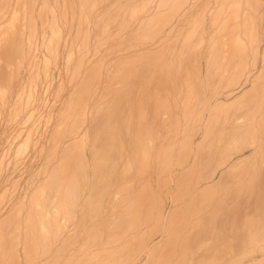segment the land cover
<instances>
[{"label": "rangeland", "instance_id": "obj_1", "mask_svg": "<svg viewBox=\"0 0 264 264\" xmlns=\"http://www.w3.org/2000/svg\"><path fill=\"white\" fill-rule=\"evenodd\" d=\"M86 1L87 0H79V1L78 0H0V264H47V262L49 264H78L77 263L78 261L77 252L80 246H81L80 250L83 249L82 251H84V255L87 253L89 254L88 249L96 247L95 242H97L98 238H99V241L97 242V247H99V250H98L99 254H97L98 253L97 251L96 253L97 256L102 255L100 254L102 250H103L102 253L105 254L107 252L105 248L106 249L110 248V250L112 249L111 251L114 250L113 252L119 249L117 252L121 253V257H122L121 260H123L125 264H139L137 263L139 261L137 260L138 254L139 255L141 254L139 250H141L142 246L147 243H149L150 248L146 252L143 251L144 252L143 262H145V264H149V263L155 264V262L156 264L174 263L173 260L175 259L171 257H173L172 255H173L174 247L176 246L175 241L177 240H178L177 242L179 245L177 244L175 248L179 246L181 250H183V252L180 250L181 253L179 252V256H180L179 258H181L182 260L184 259L185 261V258H186L185 251L186 250L189 251V254L187 255V258L189 257V261H187L188 260L187 258H186L187 263L183 261V263H186V264H189L188 262L190 263L193 262L192 264H208L210 262L209 264H212L215 259L218 260L221 257L222 258L229 257L230 259L228 260L234 261L235 258L241 257L244 253H248L252 251H255L254 257H257V261L253 264H264V240H263L264 236L261 235L262 234L261 230H263V234H264V226H263L264 210H262V208H257L258 205L256 203H254L253 208L250 210L248 208H244L243 204H242V207H243L242 208L241 202H239V200L242 199V197L239 196L240 193L238 190H236V188L239 189V184L243 185L242 188H244L248 183L249 185H251L255 178H259L258 185H260L259 187L261 189H264V53H263V50H264V34H263L264 33V0H243V1L241 0L240 3H241L242 8L237 13H235L236 12L235 8L239 0H199V1L198 0H183V1L182 0H175V1L174 0H150V8L151 7L155 8L158 5H160L162 9V7L164 6V3L166 4L167 8L169 7V10L166 9V11L164 12L161 10L158 11L156 9L155 11V9H152L154 10V12L152 13V10H151L150 14L147 16L148 18L150 17V19L146 17L149 11L147 10L143 12L142 17H145V20L143 19L144 23L146 21L150 22V20H152L153 18H157L160 21L161 20L163 21V19H166V22H167L166 23L167 28L165 26L166 31H164L163 29L162 30L160 29L159 32L151 36L139 35L138 33H135L136 35L133 36L134 33L133 32L131 33V31L134 30L133 25L137 27V28L134 27L135 32H137V30L140 28V25L135 23L134 21L135 18L131 19L132 24H130L131 22L127 24L126 21L122 19L121 28H120V31L118 32L119 34L114 32V28L116 27L115 25L120 20L119 13L117 15L116 11L115 12L113 11L110 13V15H107L106 18H105V14L107 12L109 13V10H111L110 6L114 7V5H117V3L119 2L118 0H110V1L105 0V2L104 0H100V2L98 0H95L96 4L98 3H101V4L96 5L94 1L93 6H96L94 8L98 9L99 5H103V4L104 5L102 7L100 6L101 7L100 9H102L101 13L98 9L96 13H93L91 15L90 14L88 15V13H91V10H89V8L87 9ZM101 1L103 2V4ZM107 1L109 2V4ZM123 1L124 0H122L121 2L122 3L121 7L122 6L125 7L124 6L125 1L124 2ZM154 1L155 2L160 1V2L154 3ZM169 1L171 3H169ZM201 2L202 4H200ZM260 2H262L261 5L263 4L261 7H259ZM173 4H175V7L177 8V12L171 11L172 10L171 7L174 6ZM73 9L75 10V12ZM258 9L260 11H258ZM194 12L195 13L197 12V13L195 14ZM255 12L258 13V15H256ZM193 13H194V16L192 15ZM253 13H254V17H253ZM96 14H98L97 17H96ZM235 15L237 16V18ZM90 16L91 17L95 16V17L90 19L91 18ZM185 16H187V18ZM250 16L253 17V19H251ZM261 16H262V20H261ZM115 17H117L118 19ZM191 17L193 18L191 19ZM183 18H185L186 20L184 21ZM93 19L95 20L94 25H92L93 22L91 23V20L93 21ZM101 19L103 23H106L107 21L106 27H105V24L104 26H102L103 24L100 22ZM174 19H176V21H174ZM111 20L112 21L114 20L113 22L114 24L112 23V26H111V22H112ZM116 20L117 22H115ZM181 20L185 22V23L183 22L185 25L181 24ZM187 21L188 22L190 21V22L188 23ZM109 22H110V25H109ZM171 22H174L176 26H174V24H172ZM60 23H62V25ZM168 23L170 25L172 24L171 27ZM254 23L256 27L254 26ZM178 25L180 26L178 27ZM253 26H254V29H253ZM29 27H30V30H29ZM81 28L84 31H81L80 30ZM103 28L104 29L108 28V34H106V37H104V39H101L100 41H98L97 35L103 30ZM111 28H112V31H111ZM169 28L170 30L167 32ZM235 28H236V31H235ZM127 29H128V32L130 31V33H127ZM193 29L194 30L196 29L195 32ZM97 30L99 32H97ZM78 31H79V35H78ZM121 33L122 35H120ZM126 34H128L127 35L128 38H126ZM165 34L167 36H164ZM158 35L161 38H159ZM250 35L251 37L249 38ZM244 36L247 37L248 44L245 47H242V45L239 43V40H241ZM82 38L85 39L84 43H83ZM157 38L160 40L158 41ZM177 38L181 39L182 41ZM185 38L187 39L190 38V39L187 41V39ZM86 39H88V42L86 41ZM252 39H253V42H252ZM94 40L95 42H93ZM119 40L120 41L124 40V42L122 43ZM251 42L254 43V45ZM176 43H178V45ZM237 44L240 46H237ZM139 45L141 46L139 47ZM201 46L203 47L201 48ZM247 46L248 48H246ZM253 46L258 47V50H260L259 55L258 53H256V50ZM135 47L137 49H135ZM99 48H101V51ZM249 48H250V51H249ZM138 49L142 51H138ZM251 49H254V52ZM133 51L134 52L136 51L135 52L136 55L132 54L134 53ZM172 51L174 52L170 53ZM191 51L192 53L194 52L192 55H190ZM139 53H142V54L139 55ZM196 53H197V57H196ZM165 54H167V56H165ZM95 55H97V57L99 56L98 58L97 57L95 58V60L97 59L96 61L93 58ZM182 55H183V59H181ZM104 56H107V60H109L108 66L110 68L108 69V71L110 70L109 72L110 73L112 72L111 73L112 78L113 76L114 77L117 76L114 72V68L115 70L117 69L123 70V68H127L129 70L130 68L131 69L133 68L132 66H135V67L144 66V71H143L142 79L140 83L137 84L136 86L137 88L136 87H134V89L132 87L129 88L131 92L129 91V89L127 92H118L119 89L118 87H116V85L119 84L117 83L118 76L112 79L110 92H104L112 100V105L110 106V109L107 108V112L106 110L104 111L102 110V111L104 113H108V114L110 113L109 116H111V119L109 122V125H110L109 130H111V132L114 133L116 137L112 136L113 137L112 140L114 141H111L112 147L109 146L110 150L107 149V152H105L106 150L104 152L102 150L103 153H101L100 150H99L100 153L96 152L98 153L99 156L102 157V160H100L101 158L100 159L97 158V154L95 155V157H93L94 155H92L91 151L89 150L91 146H89L90 148L88 146L86 147L85 149L86 152L85 151L83 152L84 157L82 156V159H81V161L82 160L86 161L87 162L86 164H88V166H91L92 161L95 162L96 161L95 159H97V161L94 163V169H96L94 172L95 173L97 172L95 174L96 176L94 175V172L91 173V171L93 170H91L88 174H86V176L88 175L87 176L88 178H89V175L91 174L90 179L92 178L91 180L93 182L94 180L96 181L97 178L99 177H100V180H108L111 177V180L110 179L109 180L111 181L112 184L115 183L114 189L112 191L114 190L118 191V189L121 187L122 189H119V190H123L125 188L128 189V190L125 189L126 193L122 196L121 201H119L121 203L118 202L119 206L123 204L122 207L121 206L120 207L111 206L113 210L116 208L115 211L119 209V212L122 213V215L120 218L118 217L119 219L118 218H115L116 220L114 219L117 222V224L113 219H109L107 224H105L106 221L103 220L101 223H99L100 225H98V229L97 228H96L97 230L94 229L93 233H91L92 235H88L89 237L85 235V236H81L80 238L78 237V197H77L78 195L76 196L75 194L76 202L74 205L72 204V201L69 202L70 195L68 192L69 186L67 185V181H69L68 178H70V172L73 171L72 165H74V160H73L75 159L74 154L78 158V154H76L78 151L77 150L78 142L82 141L81 138L85 134L84 130L88 131L91 129L90 127L91 119L88 120V118L93 116L94 114L93 110L95 106H93L94 104L93 102V104H91V106L88 107L87 111L89 110L90 112H86V114L88 113V115L84 116L85 119L84 118L83 119L85 121H83V123L81 122L80 124L81 126L79 125L78 127V113H77L78 112L77 110L78 108V104H77L78 102V83L77 81L78 80L75 81V79L78 77L77 76L78 71L77 73L75 71L79 68V65L81 64V62L84 61V57H87L85 59L86 63L90 64L93 61V63L97 64V63H100L103 58L106 59V57ZM118 57L121 59H119ZM129 57L130 59H128ZM91 59L92 61H90ZM144 60H145V63H144ZM192 60H196V61H192ZM128 61L130 62L132 61V62L130 63ZM182 62H183V65H182ZM110 63L112 64V68H111ZM117 64H119V67H116L118 66ZM127 65H129V67ZM190 67H192V69ZM106 72H107V69H106ZM74 74L77 76L76 78L72 77V76H75ZM148 74L151 77L148 76ZM143 75L144 76L147 75V77L145 76L144 78ZM194 75L196 76V78ZM154 78L156 79L154 80ZM144 79H145V83H144ZM143 83L145 84L144 86H143ZM147 84H149L150 86H147ZM120 85L121 83L118 86ZM166 85H168V87ZM138 86L139 87L142 86L140 90ZM144 87H145L146 92L144 90ZM165 88H167L168 90ZM183 88L185 90H183ZM154 89L155 90L157 89V90L154 91ZM150 90L152 91L150 92ZM99 93H102V92H99ZM99 93L96 92V94L95 93L94 94L100 96L101 94L99 95ZM109 93L111 97L109 96ZM95 97L97 99V96ZM112 97L113 99L114 98L115 99L113 100ZM116 100L117 102L118 101L119 102L117 103ZM63 101H64V104H63ZM139 101H140V104L138 103ZM70 103H71V106H70ZM133 104L136 106H134ZM95 112H101V111L96 110ZM139 112H141V114ZM127 113L129 114V117ZM62 114L64 115V117ZM89 114H90V117H89ZM73 117L74 119H76L75 120L76 122L75 121L71 122L72 120H74ZM132 117H133V121H132ZM104 120H107V118L105 119L104 117L103 121ZM92 121L94 123L96 122L95 119H93ZM117 123L119 127H117L118 126ZM126 125L127 127L129 125L130 129L128 127V130H126L127 129ZM65 129H66V133L64 132ZM79 130H80L81 135H80V140L78 141V131ZM129 131H134V132L132 133ZM117 133L119 135H117ZM135 133L136 134L138 133L137 137H139L138 138L139 140L138 139L135 140V138H137L134 135ZM130 134L131 135L133 134L132 139H130L131 138ZM139 135L143 139H140ZM147 136L149 137V139ZM123 139H125V141ZM131 140L132 142H134V140L135 142L137 140L141 142L142 140V143L141 144L140 143L138 144V142L131 143ZM123 141L125 143L130 142L129 143L130 145L134 144L136 146L135 147L133 145L132 147L130 146L131 149L128 147L124 148L125 143L123 144L121 143ZM114 142H117V145H119V147H117L116 143ZM174 142L176 144H174ZM96 143L98 144L99 142H93V144H96ZM89 144L92 145V142ZM176 147L177 149L175 150ZM119 148H121V150ZM160 148L162 149V151ZM126 149L132 150V152L129 150L126 151ZM114 150H117L116 153ZM124 150L126 151L127 154L124 152ZM242 150L244 151L243 154H241ZM73 152L75 153L71 155L70 153H73ZM111 152L112 154H115V155L117 154V155L113 156ZM140 152L142 154L141 157H139ZM62 153L64 154V156ZM130 153L132 154L129 155ZM66 154L67 156H65ZM111 155L113 157H111ZM128 155L130 158H128ZM118 156H120L121 161L119 160ZM105 157L107 158L105 159ZM143 157L145 159V162H144ZM228 157L229 159H232V163L234 165H232V163L230 164L231 160L229 161ZM77 158L75 160L76 162L78 161ZM123 158L124 160H122ZM125 158H126V161H125ZM131 158H134L133 159L134 163L132 160H130ZM108 160L112 162L111 165L110 166L104 165L103 163L104 162L106 163ZM239 160L240 162L236 164L235 162L236 161L238 162ZM65 162H66V165H65ZM97 163L98 165L99 163L103 164L102 170H100L101 165L98 166ZM131 163L132 165L134 164L133 165L134 167H137V166L138 167L134 168L133 166H131ZM60 164L62 167L60 166ZM75 165H74V169L76 171H74V173L71 172L72 173L71 177L72 178L77 177L78 179V175H77L78 174V162ZM128 165H130L132 169ZM142 165L143 167H141ZM235 165L236 167H234ZM58 166L62 168L63 171H61V169ZM71 166L72 168H70ZM112 166L113 168L116 167L118 170L124 168L125 173H128V174L123 175L124 173L122 174V170L118 171L116 170V168L112 169ZM127 166L130 168L131 172L132 170L134 171L132 173H130V171L126 172V169L129 170ZM108 169L110 172L113 171L112 172L113 174L112 173L110 174ZM104 170H105V174H109V175H105ZM224 170H225V173H224ZM101 171H103V173ZM114 171L116 174L120 172L118 174V177L120 178L119 181L121 183L120 187L116 183L118 182L119 184V181H117L118 178L116 177ZM226 171L228 175L226 174ZM252 172H255L256 175H254V173L252 174ZM100 173H102V177L100 176ZM131 174L133 175V177ZM134 174L136 176H134ZM81 175L85 176V174H82V173ZM206 175L211 177V178L207 177L208 178L207 180H209L210 182H208V184L207 183L205 184V189L202 190L203 192L196 193V194L194 193L192 197L193 192H189L188 188L192 189V187H195L198 184L205 182ZM192 176L194 177L193 181H192ZM202 176L203 178L205 177V179H203ZM228 176H230L231 179ZM58 177L60 179H57ZM200 177L202 181H199ZM167 178L169 179L168 181H167ZM112 179H115V180L112 181ZM227 179L230 182H228ZM238 179H239V183H238ZM198 181L200 183H198ZM47 182L49 186L52 183L51 184L52 187L50 186L49 188V186L47 185ZM181 182L183 185L181 184ZM231 182H232V185H231ZM122 183L124 184L122 185ZM193 183L195 184V186H193ZM179 185L181 188V192H180ZM187 185H189V187H187ZM77 186H78V183H77ZM211 186L213 189H211ZM207 187L211 189V191L207 189ZM225 187H229V191L227 188H226L227 190L226 191ZM97 188L99 192L101 189V186L97 185ZM57 189L59 192H57ZM77 192L78 191H76V193ZM47 193L50 195H48ZM51 193H52V197H51ZM113 193H114V196L116 197H119L122 195V193L120 192L119 193L117 192V194H115L116 192H113ZM254 193L255 191L253 192V194ZM64 194L66 195L64 196ZM67 194L69 195V198L67 197L68 196ZM199 194L201 195L198 197ZM49 196L51 197L50 199H49ZM203 196L205 197L203 198ZM228 196L232 198V200L230 199L229 204H228L229 202ZM238 196L240 197V199L236 200V198L238 199ZM191 198H194V199H191ZM202 198H203V201H202ZM123 199H124V203H123ZM138 201L139 203H137ZM181 201H182V205H181ZM45 202L46 204H44ZM68 202L70 203L69 207L67 206ZM235 202H237L238 205L240 203L239 205V207H241L240 211L238 210L237 203ZM149 203H150V206H149ZM55 204L57 205L55 206ZM125 204L128 206V211L126 210V212L124 213V215L125 214L127 215V212H128L127 219H126V216L123 215L124 210L122 209L120 211V208H124V207L127 208ZM147 204L149 206V209L147 207ZM205 204H207V206ZM223 204L226 206H224ZM58 205L59 207H57ZM75 205L77 206L75 207ZM198 205H201V206H198ZM64 206L66 210H64L65 209L63 208ZM66 206L68 207V209ZM111 207L107 208L109 212H110ZM131 207L133 210L129 209ZM200 207H202L201 211H200ZM75 208L77 209V211ZM112 208H111V211H112ZM226 208H228L229 210ZM73 209L75 210L73 211ZM176 209L178 211H176ZM211 209L213 213L212 211H210ZM260 209L262 211L260 213L261 216L259 214ZM158 210L160 211L163 210V212L165 213V216L164 214H161V213L159 214ZM186 210L188 211L186 212ZM197 210H199L200 212ZM247 210H249V212ZM255 210H257L258 212H256ZM65 211H66V214H65ZM67 211H71V213ZM196 211L198 214H196ZM239 212H241V216L243 217H238V215H240ZM68 213L70 215L72 214L70 216V219H68L69 218ZM230 213H231V216H230ZM247 213H249V215H247ZM134 214L136 215L135 217H134ZM138 214H140V216ZM235 214H237V217H238L236 218V221L239 219L238 221H241L240 222L241 224L234 220V218L236 217ZM66 215L68 217L67 219L65 217ZM130 216L131 217L133 216L135 219L138 216L137 218L140 224L138 223L137 220L131 219ZM161 216H164L163 217L164 221L161 218ZM180 216H182V218ZM249 216L251 217L250 219H249ZM227 217H232V218L228 219ZM194 218H198V219H195L197 221H195ZM244 218H247V220ZM21 219H22V222H21ZM128 219L131 221V223L136 222L135 224L137 225V229H135L136 225L134 223L131 225L129 221H126L127 222L126 224L125 220H128ZM185 219L188 221L186 222ZM248 219H249V222H248ZM58 220H59V223H58ZM234 221L235 223H233ZM242 222H243V228L245 227L244 230L242 228ZM247 222L248 224L250 223L249 228L247 226L248 225ZM232 223L234 224V227ZM64 224L67 226H65ZM111 224L116 227L118 226L117 229L119 230H122L121 227L123 228L124 225L126 226V229L125 228L123 229V233L122 232L119 233V237L121 234V237L123 238L122 239L119 238L118 243L117 241L116 243L111 241L112 237L118 236V233L116 232H119V230L115 231L116 230L115 227L114 226L112 227ZM103 225L105 226V228H107V230L106 229L104 230L107 231L106 233L107 234L109 233L110 236L105 234V231L100 228V227H103ZM131 226H133L134 228ZM182 226H183V229H182ZM246 226H247V229L248 230L250 229L251 231L249 230L248 232V230L246 229ZM109 227L110 229H108ZM190 227L191 228L193 227L195 231H193V228L191 229ZM99 228H100L101 233H99ZM111 228L115 230H111ZM185 228H186V232H184ZM181 229L184 231H182ZM234 229H237V230L235 231ZM238 229L240 230L238 231ZM61 230L63 232L60 234L59 232H61ZM109 230H111V232H109ZM226 230L228 231L226 232ZM230 230H231L230 232L231 235H229L228 233ZM252 230L254 231L252 232ZM124 231H127V232H124ZM175 231L177 232L178 239H175L177 237L174 238V236H176ZM181 231L184 233V234L182 233L183 235H185L188 232V234H186V237L184 236L186 239L182 235L181 237H179L180 235L179 233H181ZM114 232L116 233V236ZM247 232L249 233V235ZM110 233H113V235H111ZM98 234L103 235V236L100 237ZM256 234H258L256 236L257 243H256V238H255ZM93 235L96 237H94ZM105 235L107 236V238ZM124 235L128 237L126 238V236ZM131 235L133 237L135 236L134 239L133 237L131 239ZM233 235H235V237ZM246 235L250 237L251 239H248ZM188 236H189V240L187 243L186 240L188 239L187 238ZM242 237L246 241V245ZM260 237L263 240V242L261 239H259ZM129 238H130V241H128ZM42 239L44 242H42ZM74 239L76 240L75 241L76 243H74ZM109 239H110V242H107V247L105 245V247L103 248L102 246H104L103 245L104 242L109 241ZM184 239L186 243L184 242ZM77 240L80 246L77 243ZM81 240L84 241L83 245H81L80 243L82 242ZM142 240L144 241L143 244H142ZM85 241L87 242L85 243ZM70 242L73 244L71 245ZM126 242H127V246L124 245L126 244ZM94 243L95 245H93ZM241 243H243L244 246ZM65 244H66V247H64ZM110 244H112V246ZM118 244H119V247L118 248L117 246L115 247V245H118ZM128 244H130V246H128ZM136 244H138L137 247H136ZM249 244H251V246ZM84 246L85 247L87 246V247L85 248ZM246 246L248 248H246V250H243V248L245 249ZM63 247L64 249L66 248V250H64ZM71 247H72V250H71ZM121 247H123V249H121ZM138 247H140V249ZM183 247L185 250L183 249ZM251 247L253 248V250L251 249ZM254 248L256 250H254ZM230 249H231V253H230ZM221 252H223V254H226V255L221 254ZM72 253H74L73 254L74 256L72 255ZM216 253H217L218 258L217 257L215 258ZM123 254L128 255V256H123ZM191 254L194 257L193 256L191 257ZM208 254L211 256L208 257L209 256ZM48 257L50 261H48ZM190 257H191V260L193 261L190 260ZM132 258H133V261L136 263L132 262ZM72 260L73 261L75 260V261L73 262ZM113 262L117 263V261H113ZM175 264H176V261H175Z\"/></svg>", "mask_w": 264, "mask_h": 264}, {"label": "bare ground", "instance_id": "obj_2", "mask_svg": "<svg viewBox=\"0 0 264 264\" xmlns=\"http://www.w3.org/2000/svg\"><path fill=\"white\" fill-rule=\"evenodd\" d=\"M79 1V0H78ZM94 1L95 0H87L86 1V3H87V9L89 8V10H91V13H88V15L90 14H93V13H96V11L99 9V11H100V13H101V11H102V9H100L104 4H103V2H102V4L103 5H99V8L97 9V8H94V7H96V6H93L94 5ZM99 2H100V0H98ZM110 1V0H109ZM119 2L117 3V5H114V7H112V6H110L111 7V10H109V13L107 14H105V18H106V16L107 15H110V13L111 12H115L116 11V14L118 15V13H119V16H120V20L117 22V20L115 21V22H117L116 23V27L114 28V32L115 33H117V34H119L118 32L120 31V28H121V24H122V19H124V21H126V23L127 24H129L130 22H131V19L132 18H135L134 19V21H135V23L136 24H139L140 25V28L137 30V32H135V28L134 27H136V26H134L133 25V29L134 30H132L131 31V33L133 32L134 34H133V36L134 35H136L135 33H138L139 35H148V36H151V35H155L157 32H159V30L161 29H163L164 31H166L165 30V26H166V28H167V25H166V19H163V21L161 20H159V19H157V18H153L152 20H150V22H143L144 20H145V17H142V14H143V12H145V11H149V13L146 15V17L150 14V12H151V10L152 9H155V11H156V9L159 11V10H161V11H166V9H168L169 10V7L167 8V6H166V4L164 3V6L162 7V9H161V6L160 5H158L157 7H155V8H150V0H124L125 1V7H121V2H122V0H118ZM123 1V2H124ZM175 1V0H174ZM183 1V0H182ZM199 1V0H198ZM243 1V0H242ZM59 2V1H58ZM57 2V3H58ZM74 2V1H73ZM104 2H105V0H104ZM108 2V1H107ZM107 2H106V4H107ZM160 2V1H159ZM158 1L157 2H155L154 1V3H159ZM163 2V1H162ZM192 2V1H191ZM241 0H239L237 3V6H236V12L235 13H237V12H239L240 10H241V8H242V6H241ZM36 3V2H35ZM85 3V4H86ZM98 3V2H97ZM113 3V2H112ZM152 3H153V1H152ZM169 3H171L170 1H169ZM186 3V2H185ZM233 3V2H232ZM261 3L262 2H260V5H259V7H261L262 5H261ZM44 4V3H43ZM59 4V3H58ZM95 4H96V1H95ZM98 4H101V3H98ZM98 4H96V5H98ZM108 4H109V2H108ZM116 4V3H115ZM124 4V3H123ZM194 4V3H193ZM198 4V3H197ZM196 4V5H197ZM200 4H202V2L200 3ZM24 5V4H23ZM39 5H40V3H39ZM63 5V4H62ZM113 5V4H112ZM154 5V4H153ZM174 6L173 7H171V11H176L177 12V8L175 7V4H173ZM205 5V4H204ZM209 5V4H208ZM231 5V4H230ZM49 6V5H48ZM83 6V5H82ZM101 6V7H100ZM106 6V5H105ZM155 6V5H154ZM198 6V5H197ZM31 7H32V5H31ZM47 7V6H46ZM29 8H30V6H29ZM34 8V7H33ZM85 8V7H84ZM113 8V9H112ZM263 8V7H262ZM28 9V8H27ZM70 9V8H69ZM255 9V8H254ZM74 10V9H73ZM188 10V9H187ZM192 10H194V9H192ZM26 11V10H25ZM52 11V10H51ZM72 11V10H71ZM83 11H85V10H83ZM104 11V10H103ZM108 11V10H107ZM191 11V10H190ZM196 11V10H195ZM203 11V10H202ZM258 11H260L259 9H258ZM263 11V10H262ZM33 12V11H32ZM74 12H75V10H74ZM88 12V11H87ZM154 12V10H152V13ZM181 12H182V10H181ZM188 12V11H187ZM192 12V11H191ZM204 12H205V10H204ZM253 12V11H252ZM23 13H24V11H23ZM151 13V14H152ZM157 13V12H156ZM155 13V14H156ZM195 13V12H194ZM194 13L192 14L193 16H194ZM197 13V12H196ZM195 13V14H196ZM256 13V12H255ZM62 14V13H61ZM75 14V13H74ZM84 14H85V12H84ZM145 14V13H144ZM164 14V13H163ZM182 14V13H181ZM180 14V15H181ZM35 15V14H34ZM97 15L98 14H96V17H97ZM170 15H171V13H170ZM179 15V14H178ZM209 15V14H208ZM241 15V14H240ZM244 15V14H243ZM256 15H258V13H256ZM116 16V15H115ZM154 16V15H153ZM175 16V15H174ZM196 16V15H195ZM236 16V15H235ZM18 17V16H17ZM40 17V16H39ZM78 17V16H77ZM85 17V16H84ZM91 17V16H90ZM95 17V16H94ZM94 17H91L90 19H92V18H94ZM100 17H101V15H100ZM118 17V16H117ZM117 17H115V18H117ZM156 17V16H155ZM176 17V16H175ZM186 18H187V16H185ZM251 17V16H250ZM253 17H254V13H253ZM253 17H251V19H253ZM259 17V16H258ZM81 18V17H80ZM108 18V17H107ZM114 18V19H115ZM148 18V17H147ZM162 18V17H161ZM193 17H191V19H192ZM236 18H237V16H236ZM66 19V18H65ZM82 19V18H81ZM104 19V18H103ZM109 19V18H108ZM118 19V18H117ZM144 19V20H143ZM148 19H150V17L148 18ZM173 19V18H172ZM184 19V21L186 20L185 18H183ZM251 19H250V21H251ZM83 20V19H82ZM187 20H189V19H187ZM212 20V19H211ZM240 20H241V18H240ZM261 20H262V16H261ZM260 20V21H261ZM94 19H93V21L91 20V23L93 22V24L92 25H94ZM98 21H99V19H98ZM112 21V20H111ZM174 21H176V19H174ZM177 21H178V19H177ZM184 21H182L181 20V24H184L185 22ZM202 21H203V19H202ZM259 21V22H260ZM63 22V21H62ZM71 22V21H70ZM90 22V21H89ZM88 22V23H89ZM103 25L102 26H104V24H105V27H106V23H107V21H106V23H103L102 22V19H101V21H100ZM114 22V20L111 22V26H112V23ZM184 22V23H183ZM188 22V21H187ZM190 22V21H189ZM188 22V23H189ZM225 22V21H224ZM249 22V21H248ZM257 22V21H256ZM262 22V21H261ZM28 23H29V21H28ZM86 23V22H85ZM97 23H99V22H97ZM143 23V24H142ZM172 24H174V26H176L175 25V23L174 22H171ZM235 23V22H234ZM35 24V23H34ZM61 25H62V23H60ZM114 24V23H113ZM130 24H132V22L130 23ZM133 24H134V22H133ZM169 24V23H168ZM171 24V25H172ZM260 24V23H259ZM28 25V24H27ZM74 25V24H73ZM81 25V24H80ZM101 25V24H100ZM100 25H98V26H100ZM109 25H110V22H109ZM108 25V26H109ZM170 25V24H169ZM171 25H170V27H171ZM185 25V24H184ZM197 25V24H196ZM204 25V24H203ZM248 25V24H247ZM261 25V24H260ZM259 25V26H260ZM59 26V25H58ZM70 26H71V24H70ZM86 26V25H85ZM101 26V27H102ZM110 26V27H111ZM124 26H125V24H124ZM123 26V27H124ZM180 25H178V27H179ZM194 26V25H193ZM201 26V25H200ZM215 26V25H214ZM254 26H255V23H254ZM254 26H253V29H254ZM31 27V26H30ZM30 27H29V30H30ZM43 27V26H42ZM54 27V26H53ZM67 27V26H66ZM78 27H79V25H78ZM84 27V26H83ZM94 27V26H93ZM109 27V28H110ZM177 27V28H178ZM249 27H251V26H249ZM256 27V26H255ZM52 28V27H51ZM137 28V27H136ZM203 28V27H202ZM201 28V29H202ZM179 29V28H178ZM186 29V28H185ZM253 29H252V31H253ZM73 30V29H72ZM81 31H84L82 28L80 29ZM101 30V29H100ZM110 30V29H109ZM125 30V29H124ZM131 30V29H130ZM170 30V28L167 30V32ZM180 30H181V28H180ZM194 30V29H193ZM196 30V29H195ZM195 30H194V32H195ZM207 30V29H206ZM111 31H112V28H111ZM178 31V30H177ZM228 31V30H227ZM235 31H236V28H235ZM247 31H249V30H247ZM16 32H17V30H16ZM29 32V31H28ZM33 32V31H32ZM61 32V31H60ZM91 32V31H90ZM97 32H99L98 30H97ZM167 32H165V33H167ZM179 32V31H178ZM200 32V31H199ZM239 32V31H238ZM251 32V31H250ZM43 33H44V31H43ZM46 33V32H45ZM95 33V32H94ZM114 33V34H115ZM127 33H130V31L128 32V29H127ZM171 33V32H170ZM177 33V32H176ZM192 33V32H191ZM247 33V32H246ZM62 34V33H61ZM92 34V33H91ZM96 34V33H95ZM106 34H108V28H106V29H104L103 28V30L100 32V33H98V35H97V40L98 41H100L101 39H104V37H106ZM169 34V33H168ZM178 34V33H177ZM176 34V35H177ZM258 34V33H257ZM264 34V33H263ZM28 35V34H27ZM31 35V34H30ZM77 35V34H76ZM78 35H79V31H78ZM112 35V34H111ZM120 35H122V33L120 34ZM124 35V34H123ZM128 34H126V38H128V36H127ZM130 35V34H129ZM161 35V34H160ZM253 35V34H252ZM36 36H37V34H36ZM83 36V35H82ZM91 36V35H90ZM108 36V35H107ZM131 36H132V34H131ZM163 36V35H162ZM164 36H167L166 34L164 35ZM163 36V37H164ZM174 36H175V34H174ZM181 36V35H180ZM179 36V37H180ZM194 36V35H193ZM196 36H198V35H196ZM229 36V35H228ZM60 37V36H59ZM94 37H95V35H94ZM158 37H159V35H158ZM178 37V36H177ZM192 37V36H191ZM203 37V36H202ZM201 37V38H202ZM251 37V35L249 36V38ZM254 37H255V35H254ZM259 37V36H258ZM261 37V36H260ZM76 38V37H75ZM80 38V37H79ZM78 38V39H79ZM84 38V37H83ZM82 38V39H83ZM92 38V37H91ZM132 38V37H131ZM139 38V37H138ZM137 38V39H138ZM159 38H161V37H159ZM172 38V37H171ZM182 38V37H181ZM237 38V37H236ZM242 38V37H241ZM21 39V38H20ZM72 39V38H71ZM81 39V38H80ZM134 39V38H133ZM150 39V38H149ZM168 39V38H167ZM177 39H179V38H177ZM184 39V38H183ZM185 39H187V38H185ZM190 39V38H189ZM189 39H187V41L189 40ZM195 39V38H194ZM193 39V40H194ZM203 39H205V38H203ZM84 40L85 39H83V43H84ZM93 40V39H92ZM107 40V39H106ZM115 40V39H114ZM136 40V39H135ZM135 40H134V42H135ZM157 40L159 41L160 39H158L157 38ZM170 40V39H169ZM179 40H181V39H179ZM202 40V39H201ZM218 40V39H217ZM221 40H222V38H221ZM234 40V39H233ZM237 40V39H236ZM53 41V40H52ZM86 41L88 42V39H86ZM90 41V40H89ZM118 41V40H117ZM120 41V40H119ZM157 41V42H158ZM182 41V40H181ZM251 41V40H250ZM249 41V42H250ZM8 42V41H7ZM74 42V41H73ZM79 42H80V40H79ZM93 42H95V40L93 41ZM112 42V41H111ZM120 42H124V40L123 41H120ZM163 42V41H162ZM202 42V41H201ZM252 42H253V39H252ZM251 42V43H252ZM259 42V41H258ZM25 43V42H24ZM28 43V42H27ZM110 43V42H109ZM156 43V42H155ZM164 43V42H163ZM169 43V42H168ZM178 43H179V41H178ZM178 43H176L177 45H178ZM181 43V42H180ZM226 43V42H225ZM229 43H230V41H229ZM239 43L242 45V47H245L247 44H248V40H247V37L246 36H244L241 40H239ZM256 43V42H255ZM48 44V43H47ZM65 44V43H64ZM75 44H76V42H75ZM99 44V43H98ZM125 44H126V42H125ZM141 44V43H140ZM150 44V43H149ZM173 44V43H172ZM194 44V43H193ZM192 44V45H193ZM210 44V43H209ZM208 44V45H209ZM236 44V43H235ZM253 45H254V43H252ZM259 44V43H258ZM78 45H79V43H78ZM109 45V44H108ZM155 45V44H154ZM159 45V44H158ZM212 45V44H211ZM223 45V44H222ZM250 45V44H249ZM22 46V45H21ZM31 46H32V44H31ZM34 46V45H33ZM100 46H101V44H100ZM126 46V45H125ZM141 45H139V47H140ZM153 46V45H152ZM169 46V45H168ZM184 46H185V44H184ZM237 46H240V45H238L237 44ZM7 47V46H6ZM83 47V46H82ZM149 47H151V46H149ZM159 47V46H158ZM163 47V46H162ZM203 46H201V48H202ZM223 47V46H222ZM251 47V46H250ZM254 48H255V50H256V53H258V55H259V51L260 50H258V47H255V46H253ZM260 47V46H259ZM25 48V47H24ZM110 48V47H109ZM155 48V47H154ZM167 48V47H166ZM199 48V47H198ZM239 48V47H238ZM246 48H248V46L246 47ZM252 48V47H251ZM261 48V47H260ZM80 49H81V47H80ZM85 49V48H84ZM87 49H88V47H87ZM100 49V51H101V48H99ZM98 49V50H99ZM108 49V48H107ZM135 49H137L136 47H135ZM139 49H141V48H139ZM138 49V51H142V50H139ZM143 49V48H142ZM145 49H146V47H145ZM147 49H149V48H147ZM180 49V48H179ZM187 49V48H186ZM216 49V48H215ZM23 50V49H22ZM57 50H59V49H57ZM125 50V49H124ZM133 50V49H132ZM170 50V49H169ZM201 50V49H200ZM253 52H254V49H251ZM16 51V50H15ZM55 51V50H54ZM69 51H70V49H69ZM138 51H137V53H138ZM181 51V50H180ZM196 51V50H195ZM204 51V50H203ZM245 51H246V49H245ZM249 51H250V48H249ZM75 52V51H74ZM85 52H86V50H85ZM92 52V51H91ZM110 52V51H109ZM130 52V51H129ZM128 52V53H129ZM134 52V51H133ZM136 52V51H135ZM132 53V54H135L136 55V53ZM174 51H172V52H170V53H173ZM186 52H187V50H186ZM200 52V51H199ZM210 52V51H209ZM224 52V51H223ZM29 53V52H28ZM183 53V52H182ZM190 53V52H189ZM194 53V52H193ZM192 53V51H191V53H190V55H192L193 54ZM201 53H202V51H201ZM206 53H207V51H206ZM226 53V52H225ZM263 53H264V50H263ZM12 54V53H11ZM26 54V53H25ZM64 54V53H63ZM91 54V53H90ZM94 54V53H93ZM140 54H142V53H139V55ZM168 54V53H167ZM167 54H165V56H167ZM210 54V53H209ZM239 54V53H238ZM107 55V54H106ZM130 55H131V53H130ZM147 55V54H146ZM170 55V54H169ZM183 55H185V54H183ZM183 55H182V58L181 59H183ZM205 55V54H204ZM249 55V54H248ZM255 55V54H254ZM30 56V55H29ZM52 56V55H51ZM80 56V55H79ZM78 56V57H79ZM84 56V55H83ZM179 56H180V54H179ZM189 56V55H188ZM97 57V55H95L93 58H94V60H95V58ZM99 57V56H98ZM97 57V58H98ZM104 57H106V59H102V61L100 62V63H97V64H95V63H93V61H92V59L90 60V61H92L90 64L89 63H86L85 61V59L87 58V57H84V61H82L81 62V64L79 65V68L75 71L76 73H77V71H78V74H77V76L75 75V76H72V77H77L76 79H75V81L76 80H78L77 81V83H78V102H77V104H78V108H77V110H78V127H79V125L81 124V122L83 123V121H85L84 119V116H86V115H88V113L86 114V112H90L89 110L87 111V109H88V107L89 106H91V104H93V102H94V104H93V106H95V108H94V110L96 111V110H100L101 112H95L94 110H93V116H92V114H91V116L92 117H90V114H89V117L90 118H88V120H90L91 119V121H90V127H91V129L90 130H88V131H86V130H84V132H85V134H84V136L81 138L82 139V141H79L80 140V130L78 131V151H77V153L76 154H78V158L76 157V155L74 154L75 152H73V153H70L71 155H73L74 154V157H75V159H73L74 160V165L75 164H77V162H78V179H77V177L76 178H72L71 177V172H73L74 173V171H76L75 169H74V165H72L73 166V171H71L70 172V178H68L69 179V181H67V185L69 186L68 187V192H69V195H70V198H71V200H70V198H69V195L67 196L68 198H69V202H71L72 201V204L74 205L75 204V202H76V196L78 197V237H80L81 238V236H85V235H87V237H89L88 235H92L91 233H93V231H94V229H98V225H100L99 223H101L103 220L104 221H106L105 222V224H107V222L109 221V219H115V218H120L121 217V215H122V213H120L119 212V209H117L116 211H115V209L113 210V208L112 207H117V206H119V204H118V202L119 201H121V198H122V196L126 193V191H125V189H123V190H119V189H122V187L121 188H119L118 189V191H112L113 189H114V186H115V183L114 184H112L111 183V177L108 179V180H100V177L99 178H97V180L95 181L94 180V182L90 179V175H89V178L86 176V174H88L91 170H93V171H91V173H93L96 169H94V163L97 161V159H95L96 161L95 162H93L92 161V164H91V166H88V164H86L87 162L86 161H84V160H82L81 161V159H82V156L84 157V151L86 152V147L88 146H91V148L89 149L90 151H91V154L92 155H94L93 157H95V155L97 154V158H101L100 160H102V157L101 156H99L98 155V153H100V151H101V153H103L105 150V152H107V149H109L110 150V147L109 146H111L112 147V143H111V141H114V140H112V138L113 137H116V135H114V133H112L111 132V130H109V127H110V125H109V122H110V119H111V116H109V114L108 113H104L103 111L104 110H106V112H107V108L108 109H110V106L112 105V100L108 97V95H106L104 92H110V90H111V82H112V79L113 78H116L117 76V78H118V82L117 83H121V85L120 86H118V85H116V87H118V92H127L128 91V89L130 88V87H132L133 89H134V87H136L137 86V84H139L140 83V81H141V79H142V74H143V71H144V66L143 67H141V66H132L133 68L130 70H128L127 68H123V70H121V69H117V70H115V68H114V72H115V74L117 75V76H113V78H112V72L110 73L109 71H108V69L110 68L109 66H108V62H109V60H107V56H104ZM121 57V56H120ZM126 57V56H125ZM175 57V56H174ZM196 57H197V53H196ZM209 57H210V55H209ZM235 57V56H234ZM56 58V57H55ZM74 58V57H73ZM119 58V57H118ZM89 59V58H88ZM119 59H121V58H119ZM128 59H130V57L128 58ZM144 59V58H143ZM151 59V58H150ZM194 59H195V57H194ZM206 59V58H205ZM209 59V58H208ZM223 59V58H222ZM17 60V59H16ZM21 60V59H20ZM23 60H24V58H23ZM82 60H83V58H82ZM97 60V59H96ZM95 60V61H96ZM123 60V59H122ZM127 60V59H126ZM135 60V59H134ZM137 60V59H136ZM140 60H141V58H140ZM147 60V59H146ZM180 60V59H179ZM63 61V60H62ZM116 61H117V59H116ZM153 61V60H152ZM181 61V60H180ZM192 61H196V60H192ZM88 62H89V60H88ZM112 62V61H111ZM118 62H120V61H118ZM117 62V63H118ZM128 62H130V61H128ZM132 62V61H131ZM130 62V63H131ZM140 62V61H139ZM184 62V61H183ZM183 62H182V65H183ZM126 63V62H125ZM144 63H145V60H144ZM148 63V62H147ZM196 63V62H195ZM209 63V62H208ZM111 64V63H110ZM137 64V63H136ZM162 64V63H161ZM206 64V63H205ZM53 65V64H52ZM76 65V64H75ZM118 66H116V67H119V64H117ZM122 65V64H121ZM152 65H153V63H152ZM188 65V64H187ZM207 65V64H206ZM227 65V64H226ZM56 66V65H55ZM81 66H82V68H81ZM128 67H129V65H127ZM147 66V65H146ZM125 67H126V65H125ZM176 67V66H175ZM194 67V66H193ZM196 67V66H195ZM21 68V67H20ZM47 68V67H46ZM111 68H112V64H111ZM185 68V67H184ZM191 69H192V67H190ZM230 68V67H229ZM43 69V68H42ZM57 69V68H56ZM69 69H70V67H69ZM106 69H107V72H106ZM146 69V68H145ZM182 69V68H181ZM225 69V68H224ZM236 69V68H235ZM46 70V69H45ZM149 70H150V68H149ZM68 71V70H67ZM128 71V72H127ZM37 72V71H36ZM191 72V71H190ZM199 72H200V70H199ZM250 72V71H249ZM62 73V72H61ZM149 73V72H148ZM155 73V72H154ZM179 73V72H178ZM194 73V72H193ZM238 73V72H237ZM67 74V73H66ZM114 74V73H113ZM144 74H145V72H144ZM242 74V73H241ZM58 75V74H57ZM197 75V74H196ZM146 77H147V75H145ZM145 76L143 75V77L145 78ZM148 76H150L149 74H148ZM195 76V75H194ZM205 76V75H204ZM48 77V76H47ZM70 77V76H69ZM151 77V76H150ZM149 77V78H150ZM154 77V76H153ZM182 77V76H181ZM189 77V76H188ZM233 77V76H232ZM71 78V77H70ZM175 78H176V76H175ZM195 78H196V76H195ZM195 78H194V80H195ZM65 79V78H64ZM151 79V78H150ZM156 78H154V80H155ZM162 79V78H161ZM166 79V78H165ZM182 79V78H181ZM184 79V78H183ZM186 79V78H185ZM67 80H68V78H67ZM159 80V79H158ZM197 80V79H196ZM74 81V80H73ZM143 81V80H142ZM146 81H147V79H146ZM149 81V80H148ZM157 81V80H156ZM156 81H154V82H156ZM44 82V81H43ZM152 82V81H151ZM150 82V83H151ZM153 82V83H154ZM161 82V81H160ZM159 82V83H160ZM183 82V81H182ZM194 82V81H193ZM30 83V82H29ZM72 83V82H71ZM144 83H145V79H144ZM143 83V86L145 85ZM159 83H158V85H159ZM185 83V82H184ZM190 83V82H189ZM40 85V84H39ZM115 85V84H114ZM182 85V84H181ZM44 86V85H43ZM147 86H150L149 84H147ZM154 86V85H153ZM167 87H168V85H166ZM202 86V85H201ZM142 87V86H141ZM141 87H139L138 86V88H139V90H140V88ZM160 87V86H159ZM188 87V86H187ZM196 87V86H195ZM197 87H198V85H197ZM203 87V86H202ZM75 88V87H74ZM113 88H114V86H113ZM112 88V89H113ZM137 88V87H136ZM200 88V87H199ZM152 89V88H151ZM165 89H167V88H165ZM195 89V88H194ZM210 89V88H209ZM137 90V89H136ZM142 90H143V88H142ZM144 90H145V87H144ZM148 90V89H147ZM157 90V89H156ZM155 89H154V91H156ZM168 90V89H167ZM183 90H185L184 88H183ZM66 91V90H65ZM74 91V90H73ZM114 91V90H113ZM113 91H111V92H113ZM129 91H130V89H129ZM152 90H150V92H151ZM197 91H198V89H197ZM200 91V90H199ZM71 92V91H70ZM96 92H102V93H99V95L100 96H98V95H95L96 94ZM131 92V91H130ZM141 92V91H140ZM145 92H146V90H145ZM165 92V91H164ZM201 92V91H200ZM95 93V94H94ZM138 93H139V91H138ZM194 93V92H193ZM76 94V93H75ZM119 94V93H118ZM128 94V93H127ZM196 94V93H195ZM129 95V94H128ZM142 95V94H141ZM189 95V94H188ZM59 96V95H58ZM61 96V95H60ZM63 96V95H62ZM95 96H97V99H96V97ZM109 96L111 97V95H110V93H109ZM150 96V95H149ZM191 96V95H190ZM217 96V95H216ZM71 97V96H70ZM69 97V98H70ZM75 97V96H74ZM73 97V98H74ZM94 99H93V98ZM117 97H118V95H117ZM175 97V96H174ZM215 97V96H214ZM24 98V97H23ZM96 99V100H95ZM112 99H113V97H112ZM115 99V98H114ZM113 99V100H114ZM127 100V99H126ZM139 100V99H138ZM144 100H146V99H144ZM77 101V100H76ZM134 101V100H133ZM196 101V100H195ZM116 102H117V100H116ZM119 102V101H118ZM117 102V103H118ZM187 102V101H186ZM206 102V101H205ZM68 103H69V101H68ZM129 103V102H128ZM132 103V102H131ZM134 103V102H133ZM139 104H140V101L138 102ZM63 104H64V101H63ZM135 104V103H134ZM133 104V105H134ZM148 104V103H147ZM156 104V103H155ZM158 104V103H157ZM61 105V104H60ZM70 106H71V103H70ZM77 106V105H76ZM131 106V105H130ZM134 106H136V105H134ZM144 106V105H143ZM147 106V105H146ZM64 107V106H63ZM69 107V106H68ZM114 107V106H113ZM148 107V106H147ZM72 108V107H71ZM73 108H74V106H73ZM76 108V107H75ZM125 108V107H124ZM157 108V107H156ZM192 108V107H191ZM131 109V108H130ZM133 109V108H132ZM141 109H143V108H141ZM146 109V108H145ZM73 110V109H72ZM103 110V111H102ZM75 111V110H74ZM92 111V110H91ZM64 112V111H63ZM68 112V111H67ZM112 112V111H111ZM140 114H141V112H139ZM108 114V115H107ZM128 114V113H127ZM165 114V113H164ZM163 114V115H164ZM56 115V114H55ZM63 115V114H62ZM67 115V114H66ZM65 115V116H66ZM76 115V114H75ZM115 115V114H114ZM132 115V114H131ZM138 115V114H137ZM156 115V114H155ZM176 115V114H175ZM233 115V114H232ZM71 116H72V114H71ZM136 116V115H135ZM60 117V116H59ZM63 117H64V115H63ZM67 117H69V116H67ZM66 117V118H67ZM75 117V116H74ZM74 117H73V119H74ZM105 117V119L107 118V120H104L103 121V118ZM125 117V116H124ZM128 117H129V114H128ZM139 117V116H138ZM70 118H72V117H70ZM84 118V119H83ZM117 118V117H116ZM172 118V117H171ZM176 118V117H175ZM93 119H95L96 120V122L94 123L92 120ZM125 119V118H124ZM181 119V118H180ZM61 120V119H60ZM70 120H72V119H70ZM76 119H74V120H72L71 122H73V121H75ZM142 120V119H141ZM69 121V120H68ZM125 121V120H124ZM132 121H133V117H132ZM145 121V120H144ZM143 121V122H144ZM176 121H177V119H176ZM229 121V120H228ZM76 122V121H75ZM88 122V121H87ZM120 122H121V120H120ZM62 123V122H61ZM85 123V122H84ZM123 123V122H122ZM139 123V122H138ZM168 123V122H167ZM195 123V122H194ZM54 124H55V122H54ZM129 124H130V122H129ZM153 124H154V122H153ZM58 125V124H57ZM67 125V124H66ZM74 125V124H73ZM113 125H114V123H113ZM117 125H118V123H117ZM133 125V124H132ZM181 125V124H180ZM33 126V125H32ZM60 126H61V124H60ZM81 126V125H80ZM123 126V125H122ZM131 126V125H130ZM53 127V126H52ZM55 127V126H54ZM57 127V126H56ZM77 127V128H78ZM117 127H119V125L117 126ZM125 127V126H124ZM126 127H127V125H126ZM125 127V128H126ZM128 127H129V125H128ZM128 127H127V129L126 130H128ZM34 128V127H33ZM63 128V127H62ZM141 128H142V126H141ZM144 128V127H143ZM160 128V127H159ZM191 128V127H190ZM22 129V128H21ZM30 129V128H29ZM60 129V128H59ZM79 129V128H78ZM129 129H130V127H129ZM33 130V129H32ZM68 130V129H67ZM135 130V129H134ZM139 130V129H138ZM157 130V129H156ZM136 131V130H135ZM150 131V130H149ZM159 131V130H158ZM64 132L66 133V129L64 130ZM129 132H134V131H129ZM129 132H128V134H129ZM33 133V132H32ZM51 133V132H50ZM155 133V132H154ZM140 134V133H139ZM160 134H161V132H160ZM165 134V133H164ZM117 135H119L118 133H117ZM123 135H124V133H123ZM133 135V134H132ZM132 135L130 134V136H131V138L130 139H132ZM135 135V137H137L138 136V133L136 134H134ZM141 135V134H140ZM139 135V136H140ZM156 135V134H155ZM158 135V134H157ZM113 136V137H112ZM142 136V135H141ZM140 136V139H143L142 137ZM144 136V135H143ZM118 137V136H117ZM145 137H146V135H145ZM148 137V136H147ZM164 137H165V135H164ZM208 137V136H207ZM32 138V137H31ZM60 138V137H59ZM127 138V137H126ZM139 137H137V138H135V140L136 139H138ZM163 138V137H162ZM178 138V137H177ZM209 138V137H208ZM69 139V138H68ZM73 139V138H72ZM115 139V138H114ZM148 139H149V137H148ZM158 139H160V138H158ZM165 139V138H164ZM97 140V141H96ZM120 140V139H119ZM122 140V139H121ZM124 141H125V139H123ZM135 140H134V142H132V140H131V143H136V142H138V144L140 143H142V140H141V142H139L138 140L135 142ZM53 141V140H52ZM121 142L122 144L123 143H125V142ZM153 141V140H152ZM155 141V140H154ZM168 141V140H167ZM167 141H166V143H167ZM193 141V140H192ZM61 142V141H60ZM64 142V141H63ZM81 142V143H80ZM92 142V145H90L89 143H91ZM93 142H99L98 144L96 143V144H93ZM172 142V141H171ZM199 142V141H198ZM80 143V144H79ZM114 143H116V145H117V142H114ZM130 143V142H129ZM129 143H125L124 145H125V147L124 148H130L131 149V147H132V145L135 147L136 145H134V144H132V145H130ZM148 143H150V142H148ZM205 143V142H204ZM209 143V142H208ZM49 144V143H48ZM127 144V145H126ZM162 144V143H161ZM173 144V143H172ZM174 144H176L175 142H174ZM114 145V144H113ZM129 145V146H128ZM150 145V144H149ZM153 145V144H152ZM184 145V144H183ZM206 145H207V143H206ZM71 146V145H70ZM77 146V145H76ZM115 146V145H114ZM131 146V147H130ZM138 146V145H137ZM139 146H141V145H139ZM164 146V145H163ZM169 146H170V144H169ZM189 146H190V144H189ZM195 146V145H194ZM57 147V146H56ZM68 147V146H67ZM117 147H119V145H117ZM35 148V147H34ZM51 148V147H50ZM65 148V147H64ZM155 148V147H154ZM45 149V148H44ZM73 149H75V148H73ZM72 149V150H73ZM87 149V150H88ZM120 150H121V148H119ZM133 149V148H132ZM136 149V148H135ZM135 149H134V151H135ZM149 149V148H148ZM161 149V148H160ZM177 149V147L175 148V150ZM180 149V148H179ZM40 150V149H39ZM100 150V151H99ZM102 150H103V152H102ZM118 150V149H117ZM117 150H114L115 151V153H116V151ZM129 150V149H128ZM127 149H126V151H128ZM184 150V149H183ZM205 150H206V148H205ZM48 151V150H47ZM51 151V150H50ZM76 151V150H75ZM111 151H113V150H111ZM126 151L124 150V152L126 153ZM129 151H131L132 152V150H129ZM140 151H142V150H140ZM161 151H162V149H161ZM198 151H199V149H198ZM208 151V150H207ZM215 151H216V149H215ZM67 152V151H66ZM65 152V153H66ZM70 152H71V150H70ZM96 152H98V153H96ZM120 153V152H119ZM119 153H118V155H119ZM135 153V152H134ZM136 153H138V152H136ZM144 153V152H143ZM149 153V152H148ZM154 153V152H153ZM231 153V152H230ZM244 153V151L242 150L241 151V154H243ZM63 154V153H62ZM68 154V153H67ZM67 154L65 155V156H67ZM86 154V153H85ZM111 154H112V152H111ZM127 154V153H126ZM132 153H130L129 155H131ZM150 154V153H149ZM159 154V153H158ZM91 155V156H92ZM102 155V154H101ZM113 156H116L115 154H112ZM111 155V157H113ZM129 155H128V158H130L129 157ZM138 155V154H137ZM141 152H140V156L139 157H141ZM153 155V154H152ZM156 155H157V153H156ZM197 155H198V153H197ZM205 155V154H204ZM63 156H64V154H63ZM103 156V155H102ZM105 156H106V154H105ZM110 156V155H109ZM160 156V155H159ZM224 156V155H223ZM229 156V155H228ZM62 157V156H61ZM69 157V156H68ZM67 157V158H68ZM87 157V156H86ZM85 157V158H86ZM93 157H91V158H93ZM104 157V156H103ZM110 157V158H111ZM122 157V156H121ZM133 157V156H132ZM145 157H146V155H145ZM148 157H149V155H148ZM226 157V156H225ZM36 158V157H35ZM76 158L78 159V161L76 162L75 160H76ZM84 158V159H85ZM107 157H105V159H106ZM118 158H119V160H120V156H118ZM127 158V157H126ZM126 158H125V161H126ZM156 158V157H155ZM169 158V157H168ZM196 158V157H195ZM51 159V158H50ZM62 159V158H61ZM64 159H66V158H64ZM99 159H98V161H99ZM104 159V158H103ZM109 159V158H108ZM133 159L134 158H131L130 160H132L133 161ZM143 159H144V157H143ZM149 159V158H148ZM176 159H177V157H176ZM226 159V158H225ZM88 160V159H87ZM118 160V159H117ZM118 160V161H119ZM122 160H124V158L122 159ZM129 160V159H128ZM129 160V161H130ZM154 160V159H153ZM228 160L230 161L231 160V162H230V164L232 163V159H229V157H228ZM66 161V160H65ZM121 161V160H120ZM131 161V162H132ZM137 161V160H136ZM142 161V160H141ZM148 161V160H147ZM169 161V160H168ZM20 162H21V160H20ZM53 162V161H52ZM71 162V161H70ZM76 162V163H75ZM100 162H102V161H100ZM116 162V161H115ZM128 162V161H127ZM144 162H145V159H144ZM154 162V161H153ZM183 162H184V160H183ZM187 162V161H186ZM198 162V161H197ZM240 162V160L237 162H235L236 164L237 163H239ZM19 163V162H18ZM60 163H62V162H60ZM63 163H64V161H63ZM72 163V162H71ZM91 163V162H90ZM89 163V164H90ZM111 163L112 162H110V160H108L106 163L104 162L103 164L104 165H106V166H110L111 165ZM114 163V162H113ZM119 163V162H118ZM133 163H134V161H133ZM163 163V162H162ZM202 163V162H201ZM42 164V163H41ZM49 164V163H48ZM103 164H101V163H99V165H101V169L100 170H102L103 168H102V165ZM117 164V163H116ZM127 164V163H126ZM223 164V163H222ZM28 165V164H27ZM47 165V164H46ZM65 165H66V162H65ZM97 165H98V163H97ZM98 165V166H99ZM123 165V164H122ZM134 165V164H133ZM132 165V163H131V166H133ZM136 165V164H135ZM160 165V164H159ZM172 165V164H171ZM232 165H234L233 163H232ZM60 166H61V164H60ZM70 166V165H69ZM72 166L70 167V168H72ZM75 166H77V165H75ZM96 166V165H95ZM116 166V165H115ZM120 166V165H119ZM131 169H132V167L130 166V165H128ZM127 166V167H128ZM148 166V165H147ZM223 166V165H222ZM239 166V165H238ZM237 166V167H238ZM25 167V166H24ZM49 167V166H48ZM59 167V166H58ZM62 167V166H61ZM128 167V168H129ZM134 167V166H133ZM138 167V166H137ZM137 167H134V168H137ZM141 167H143V165L141 166ZM151 167V166H150ZM153 167V166H152ZM164 167H165V165H164ZM163 167V168H164ZM188 167V166H187ZM199 167V166H198ZM213 167H214V165H213ZM220 167V166H219ZM234 167H236V165L234 166ZM47 168V167H46ZM60 168V167H59ZM75 168H77V167H75ZM106 168V167H105ZM109 168V167H108ZM116 168V167H115ZM115 168H113V166H112V169H115ZM130 168H129V170L128 169H126V172H128V171H130ZM159 168V167H158ZM167 168V167H166ZM228 168V167H227ZM239 168V167H238ZM38 169V168H37ZM61 169V171H63V169L62 168H60ZM154 169V168H153ZM233 169V168H232ZM42 170V169H41ZM55 170V169H54ZM53 170V171H54ZM116 170H118L117 168H116ZM119 170H122V174L123 175H125V174H128V173H125V169L123 168V169H119ZM118 170V171H119ZM137 170V169H136ZM140 170H141V168H140ZM159 170V169H158ZM160 170H161V168H160ZM200 170V169H199ZM204 170V169H203ZM228 170V169H227ZM235 170V169H234ZM68 171V170H67ZM107 171V170H106ZM108 171H109V169H108ZM124 171V172H123ZM134 170H132V172H133ZM166 171V170H165ZM184 171V170H183ZM188 171H189V169H188ZM198 171V170H197ZM196 171V172H197ZM214 171V170H213ZM33 172V171H32ZM36 172H37V170H36ZM69 172V171H68ZM98 172H99V170H98ZM102 173H103V171H101ZM110 172V171H109ZM108 172V173H109ZM113 172V171H112ZM112 172H110V174L112 173ZM131 171H130V173H132ZM178 172V171H177ZM200 172V171H199ZM234 172V171H233ZM239 172H241V171H239ZM39 173V172H38ZM58 173V172H57ZM67 173V172H66ZM76 173V172H75ZM81 173L82 174H85V176L83 177L82 175H81ZM97 173V172H96ZM95 172H94V175L96 174ZM102 173H100V176L102 177ZM114 173H115V171H114ZM120 172H118V174H119ZM154 173V172H153ZM160 173V172H159ZM171 173V172H170ZM180 173H181V171H180ZM211 173H213V172H211ZM224 173H225V170H224ZM254 173V175H256L255 174V172H252V174ZM24 174V173H23ZM52 174V173H51ZM104 174H105V170H104ZM113 174V173H112ZM118 174H116L115 173V175H116V177L118 178V180L117 181H119V177H118ZM163 174V173H162ZM179 174V173H178ZM226 174H227V171H226ZM40 175V174H39ZM59 175H61V174H59ZM76 175V176H77ZM105 175H109V174H105ZM132 175V174H131ZM194 175V174H193ZM228 175V174H227ZM52 176V175H51ZM73 176H74V174H73ZM82 176V177H81ZM96 176V175H95ZM114 176V175H113ZM134 176H136L135 174H134ZM149 176V175H148ZM160 176V175H159ZM187 176V175H186ZM199 176V175H198ZM205 176V175H204ZM61 177V176H60ZM63 177H64V175H63ZM67 177H68V175H67ZM131 177V176H130ZM129 177V178H130ZM132 177H133V175H132ZM210 177V176H208V175H206V181L205 182H202V183H200L199 181H202L201 180V177H200V180L198 181V183H200V184H198L197 186H195V184L193 183V186H195V187H192V189H190V188H188L189 189V192H193V194H192V197H193V195H194V193L196 194V193H201V192H203L202 190L203 189H205V184L207 183L208 184V182H210L209 180H207L208 178ZM224 177V176H223ZM229 178H230V176H228ZM240 177V176H239ZM244 177V176H243ZM243 177H242V179H243ZM137 178V177H136ZM171 178V177H170ZM193 176H192V181H193ZM202 178H203V176H202ZM211 178V177H210ZM53 179V178H52ZM55 179V178H54ZM57 179H60L59 177L57 178ZM56 179V180H57ZM106 179H107V177H106ZM125 179H126V177H125ZM141 179V178H140ZM203 179H205V177L203 178ZM231 179V178H230ZM78 180V181H77ZM113 180H115V179H112V181ZM123 180V179H122ZM132 180H133V178H132ZM147 180V179H146ZM169 179L167 178V181H168ZM197 180V179H196ZM226 180V179H225ZM241 180V179H240ZM48 181H50V180H48ZM62 181V180H61ZM102 181V182H101ZM130 181V180H129ZM227 181H228V179H227ZM63 182V181H62ZM124 182V181H123ZM159 182V181H158ZM190 182V181H189ZM216 182V181H215ZM215 182H213V183H215ZM228 182H230V181H228ZM233 182H234V180H233ZM64 183H65V181H64ZM77 183H78V186H77ZM117 183V185H119V187H120V181H119V184H118V182H116ZM188 183V182H187ZM212 183V182H211ZM238 183H239V179H238ZM237 183V184H238ZM52 184V183H51ZM51 184H50V186H51ZM124 183H122V185H123ZM137 184V183H136ZM148 184V183H147ZM179 184H180V182H179ZM181 184H182V182H181ZM185 184V183H184ZM192 184V183H191ZM230 184V183H229ZM259 184V178H255L254 179V181H253V183L251 184V185H249V183L244 187V188H242L243 187V185L241 184H239V189L238 188H236V190H238L239 191V193H237V194H239V196H241L242 197V199H240V197L238 196V199L236 198V200H239V202H241V207H242V204H243V206H244V208H248L249 210L250 209H252L253 208V205H254V203H256L257 205H258V207L257 208H262V210H264L263 209V207H264V189H261L259 186L260 185H258ZM31 185V184H30ZM47 185H48V182H47ZM97 185H100L101 186V189H100V191L98 192V188H97ZM117 185H116V187H117ZM121 185V186H122ZM131 185V184H130ZM176 185V184H175ZM183 185V184H182ZM214 185V184H213ZM227 185H228V183H227ZM231 185H232V182H231ZM34 186V185H33ZM49 186V185H48ZM50 186H49V188H50ZM54 186V185H53ZM64 186V185H63ZM149 186V185H148ZM159 186V185H158ZM164 186V185H163ZM185 186V185H184ZM226 186V185H225ZM252 186V187H251ZM36 187V186H35ZM52 187V186H51ZM130 187V186H129ZM128 187V188H129ZM178 187V186H177ZM187 187H189V185H187ZM208 187H210V186H208ZM207 187V189H209ZM230 187V186H229ZM229 187H225V190H226V188L228 189V191H229ZM31 188V187H30ZM46 188V187H45ZM123 188H124V186H123ZM133 188V187H132ZM163 188V187H162ZM179 188H180V185H179ZM36 189V188H35ZM47 189V188H46ZM45 189V190H46ZM55 189V188H54ZM76 189V190H75ZM78 189V190H77ZM116 189V188H115ZM135 189V188H134ZM145 189V188H144ZM172 189V188H171ZM187 189V188H186ZM211 189H213L212 188V186H211ZM211 189H209L210 191H211ZM251 189V190H250ZM7 190V189H6ZM126 190H128V189H126ZM184 190V189H183ZM182 190V191H183ZM190 190H192V191H190ZM49 191V190H48ZM76 191H78L77 193H76ZM125 191V192H124ZM227 191V190H226ZM255 191V193L253 194V192ZM55 192V191H54ZM57 192H59L58 191V189H57ZM113 192H116L115 194H117V192L119 193H122V195L121 196H119V197H116V196H114V193ZM159 192V191H158ZM180 192H181V188H180ZM186 192V191H185ZM219 192V191H218ZM27 193V192H26ZM64 193H66V192H64ZM138 193V192H137ZM140 193V192H139ZM162 193V192H161ZM179 193V192H178ZM213 193H214V191H213ZM37 194V193H36ZM36 194H35V196H36ZM45 194V193H44ZM48 194V193H47ZM75 194H76V196H75ZM129 194V193H128ZM187 194V193H186ZM223 194V193H222ZM39 195V194H38ZM48 195H50V194H48ZM47 195V196H48ZM66 194H64V196H65ZM174 195V194H173ZM185 195V194H184ZM191 195V194H190ZM201 194H199L198 195V197L200 196ZM205 195V194H204ZM214 195H215V193H214ZM227 195H228V193H227ZM75 196V197H74ZM140 196V195H139ZM236 196V195H235ZM51 197H52V193H51ZM50 196H49V199L51 198ZM57 197V196H56ZM55 197V198H56ZM61 197V196H60ZM59 197V198H60ZM143 197V196H142ZM176 197V196H175ZM187 197V196H186ZM189 197V196H188ZM205 196H203V198H204ZM229 197V202H228V200H227V202H228V204L230 203V199L232 200V198H230V196H228ZM35 198V197H34ZM53 198H54V196H53ZM63 198V197H62ZM125 198V197H124ZM177 198H178V196H177ZM197 198V197H196ZM203 198H202V201H203ZM217 198V197H216ZM48 199V200H49ZM144 199H146V198H144ZM188 199V198H187ZM191 199H194V198H191ZM199 199V198H198ZM207 199V198H206ZM45 200V199H44ZM57 200V199H56ZM150 200H152V199H150ZM160 200V199H159ZM182 200V199H181ZM184 200V199H183ZM223 200V199H222ZM225 200V199H224ZM235 200V201H236ZM21 201H22V199H21ZM29 201V200H28ZM27 201V202H28ZM41 201V200H40ZM73 201H74V203H73ZM177 201V200H176ZM187 201V200H186ZM32 202V201H31ZM68 202V207H69V203ZM174 202V201H173ZM184 202V201H183ZM201 202V201H200ZM200 202H199V204H200ZM119 203H121V202H119ZM123 203H124V199H123ZM135 203V202H134ZM137 203H139V201L137 202ZM136 203V204H137ZM145 203V202H144ZM153 203H155V202H153ZM178 203V202H177ZM214 203V202H213ZM235 203H237V202H235ZM44 204H46V202L44 203ZM51 204V203H50ZM63 204V203H62ZM202 204H203V202H202ZM227 204V205H228ZM41 205H43V204H41ZM57 204H55V206H56ZM122 205L123 204H121L120 206L122 207ZM126 205V204H125ZM180 205V204H179ZM181 205H182V201H181ZM197 205V204H196ZM206 206H207V204H205ZM212 205V204H211ZM224 205V204H223ZM239 205H240V203H239ZM239 205H238V203H237V206H238V210L240 211V208L241 207H239ZM22 206V205H21ZM66 206V207H67ZM77 205H75V207H76ZM81 206V207H80ZM112 206V207H111ZM119 206V207H120ZM149 206H150V203H149ZM149 206H148V204H147V207H148V209H149ZM187 206H188V204H187ZM198 206H201V205H198ZM218 206V205H217ZM222 206V205H221ZM224 206H226V205H224ZM230 206V205H229ZM25 207V206H24ZM57 207H59V205L57 206ZM68 207H67V209H68ZM74 207V206H73ZM108 207H111L112 208V211H111V208H110V212H109V210L107 209ZM118 207V208H119ZM124 207V206H123ZM126 207L127 208H120V211L123 209L124 210V212H123V215H124V213L126 212V210L128 211V206L126 205ZM146 207V208H147ZM154 207V206H153ZM211 207V206H210ZM45 208H46V206H45ZM63 208H65V206L63 207ZM81 208V209H80ZM196 208V207H195ZM201 208L202 207H200V211H201ZM206 208H208V207H206ZM205 208V209H206ZM243 208V207H242ZM76 209V208H75ZM75 209H73V211L75 210ZM130 210H133L132 209V207L131 208H129ZM140 209V208H139ZM173 209V208H172ZM181 209V208H180ZM197 209H199V208H197ZM216 209V208H215ZM226 209H228V208H226ZM64 210H66V208L64 209ZM70 210V209H69ZM72 210V209H71ZM136 210V209H135ZM143 210V209H142ZM153 210V209H152ZM182 210V209H181ZM219 210V209H218ZM225 210V209H224ZM229 210V209H228ZM236 210H237V208H236ZM238 210H237V212H238ZM246 210V209H245ZM249 210H247L248 212H249ZM76 211H77V209H76ZM114 211V212H113ZM137 211V210H136ZM159 211V214L161 213V214H164V216H165V213L163 212V210H158ZM176 211H178L177 209H176ZM188 210H186V212H187ZM197 211H199V210H197ZM197 211H196V214H198L197 213ZM199 211V212H200ZM210 211H212V209L210 210ZM215 211V210H214ZM244 211V210H243ZM256 212H258L257 210H255ZM37 212V211H36ZM43 212V211H42ZM67 212H70L71 213V211H67ZM182 212V211H181ZM195 212V211H194ZM216 212V211H215ZM219 212V211H218ZM233 212V211H232ZM236 212V211H235ZM262 211H261V209L259 210V214L261 213ZM34 213V212H33ZM130 213H131V211H130ZM129 213V214H130ZM145 213V212H144ZM170 213V212H169ZM212 213H213V211H212ZM227 213V212H226ZM240 213V215H238V217H243V216H241V212H239ZM243 213V212H242ZM264 213V212H263ZM26 214H28V213H26ZM30 214V213H29ZM65 214H66V211H65ZM77 214V213H76ZM166 214H167V212H166ZM238 214V213H237ZM237 214H235L236 215V217L234 218V220L236 221V218H238L237 217ZM246 214V213H245ZM35 215H36V213H35ZM34 215V216H35ZM72 215V214H71ZM69 213H68V216H69V218L67 217V215L65 216L66 217V219L68 218V219H70V216H71ZM127 215H128V212H127ZM127 215L125 214L124 216H126V219H127ZM131 215V214H130ZM139 216H140V214H138ZM149 215V214H148ZM185 215V214H184ZM208 215V214H207ZM213 215V214H212ZM247 215H249V213H247ZM13 216V215H12ZM38 216V215H37ZM46 216V215H45ZM62 216V215H61ZM136 215L134 214V217H135ZM151 216V215H150ZM164 216H161V218L163 219V217ZM168 216H169V214H168ZM198 216V215H197ZM210 216H211V214H210ZM228 216V215H227ZM230 216H231V213H230ZM259 216V215H258ZM260 216H261V214H260ZM19 217V216H18ZM29 217V216H28ZM129 217V216H128ZM131 217V216H130ZM133 216L131 217V219H135ZM138 217V216H137ZM136 217V219L135 220H137L138 221V218ZM157 217V216H156ZM160 217V216H159ZM167 217V216H166ZM165 217V218H166ZM181 218H182V216H180ZM263 217H264V215H263ZM46 218V217H45ZM118 218V219H119ZM123 218V217H122ZM150 218V217H149ZM177 218V217H176ZM228 219L229 218H232V217H227ZM248 218V217H247ZM247 218H244V219H246L247 220ZM251 217L249 216V219H250ZM38 219V218H37ZM37 219H36V221H37ZM118 219H117V221H118ZM180 219V218H179ZM190 219V218H189ZM195 219H198V218H194V220ZM242 219V218H241ZM240 219V220H241ZM249 219H248V222H249ZM257 219V218H256ZM12 220V219H11ZM17 220H18V218H17ZM41 220V219H40ZM112 220V221H113ZM116 220V219H115ZM114 220V221H115ZM123 220V219H122ZM121 220V221H122ZM152 220H153V218H152ZM157 220V219H156ZM168 220V219H167ZM177 220V219H176ZM182 220V219H181ZM186 220V219H185ZM206 220V219H205ZM212 220H213V218H212ZM239 220V219H238ZM236 221V222H241V221ZM126 221H129V223H131V221L128 219V220H125V222ZM141 221V220H140ZM161 221V220H160ZM163 221H164V219H163ZM188 220H186V222H187ZM191 221V220H190ZM193 221V220H192ZM195 221H197V220H195ZM235 221L233 222V223H235ZM3 222V221H2ZM15 222H16V220H15ZM21 222H22V219H21ZM30 222V221H29ZM116 222V221H115ZM115 222H114V224H115ZM124 222V221H123ZM124 222V223H125ZM153 222V221H152ZM243 222H245V221H243ZM243 222H242V228H243ZM248 222H247V224H248ZM251 222V221H250ZM262 222V221H261ZM261 222H260V224H261ZM26 223V222H25ZM55 223V222H54ZM58 223H59V220H58ZM65 223H66V221H65ZM111 223H113V222H111ZM122 223V222H121ZM121 223H120V225H121ZM135 224L136 222H132L131 223V225L132 224ZM138 223L140 224V222L138 221ZM146 223V222H145ZM144 223V224H145ZM167 223V222H166ZM171 223V222H170ZM177 223V222H176ZM183 223V222H182ZM191 223V222H190ZM232 223V224H233ZM103 224V223H102ZM116 224H117V222H116ZM119 224V223H118ZM126 224H127V222H126ZM143 224V225H144ZM174 224V223H173ZM184 224V223H183ZM241 224V223H240ZM250 224V223H249ZM249 224L247 225L248 226V228H249ZM259 224V223H258ZM257 224V225H258ZM45 225V224H44ZM65 225V224H64ZM112 225V224H111ZM136 225V224H135ZM142 225V226H143ZM150 225V224H149ZM148 225V226H149ZM176 225V224H175ZM222 225V224H221ZM226 225V224H225ZM229 225V224H228ZM236 225V224H235ZM239 225V224H238ZM237 225V226H238ZM51 226H52V224H51ZM65 226H67V225H65ZM109 226V225H108ZM114 225H112V227H113ZM134 226V225H133ZM133 226H131V227H133ZM139 226V225H138ZM154 226V225H153ZM160 226V225H159ZM189 226H190V224H189ZM192 226V225H191ZM223 226V225H222ZM237 226H236V228H237ZM247 226H246V229H247ZM261 226V225H260ZM263 226H264V224H263ZM38 227H39V225H38ZM115 227V229H113V228H111V230H115V231H117V230H119V229H117V227L116 226H114ZM135 227V226H134ZM133 227V228H134ZM162 227H163V225H162ZM181 227V226H180ZM229 227V226H228ZM233 227H234V224H233ZM255 227V226H254ZM258 227V226H257ZM9 228V227H8ZM28 228V227H27ZM33 228V227H32ZM45 228V227H44ZM101 229H106L107 230V228H105V226L103 225V227H100ZM100 228H99V233H101L100 232ZM126 229V226L124 225V227L122 228L121 227V229L122 230H119V232H116V233H118V236L117 237H110L111 238V241H113V242H115L116 243V241H117V243H118V240H119V238H123V237H121V234H120V237H119V233H123V229ZM128 228V227H127ZM159 228V227H158ZM189 228V227H188ZM191 228V227H190ZM193 228V227H192ZM191 228V229H192ZM201 228V227H200ZM226 228H227V226H226ZM239 228H240V226H239ZM260 228V227H259ZM4 229V228H3ZM13 229V228H12ZM55 229V228H54ZM57 229V228H56ZM96 229V230H97ZM108 229H110V227L108 228ZM129 229V228H128ZM127 229V230H128ZM135 229H137V225H136V228ZM168 229V228H167ZM175 229V228H174ZM182 229H183V226H182ZM181 229V230H182ZM231 229H233V228H231ZM245 229V227L243 228V230ZM252 229V228H251ZM257 229V228H256ZM256 229H254V230H256ZM23 230V229H22ZM43 230V229H42ZM111 230H109V232H111ZM139 230V229H138ZM144 230V229H143ZM188 230H190V229H188ZM198 230V229H197ZM203 230V229H202ZM235 231L237 230V229H234ZM240 229H238V231H239ZM248 230V229H247ZM250 230V229H249ZM249 230H248V232H249ZM254 230H252V232L254 231ZM20 231V230H19ZM57 231V230H56ZM65 231V230H64ZM105 231V230H104ZM169 231H170V229H169ZM178 231H179V229H178ZM182 231H184V230H182ZM181 231V233H179L180 235H179V237H181V235L184 237H186V234H188V232L185 234V235H183L184 233ZM193 231H195L194 230V228H193ZM224 231V230H223ZM228 230H226V232H227ZM238 231H237V233H238ZM251 231V230H250ZM262 232V234L261 235H263L264 236V234H263V230H261ZM35 232V231H34ZM37 232V231H36ZM59 232V231H58ZM63 231L61 230V232H59L60 234L62 233ZM107 231H105V234H107L106 233ZM124 232H127V231H124ZM144 232V231H143ZM176 232V231H175ZM184 232H186V228H185V231ZM191 232H192V230H191ZM225 232V233H226ZM230 232H231V230L228 232L229 233V235H231L230 234ZM247 232V233H248ZM4 233V232H3ZM68 233V232H67ZM95 233H96V231H95ZM94 233V234H95ZM115 233V232H114ZM116 233H115V236H116ZM139 233V232H138ZM183 233V234H182ZM233 233V232H232ZM244 233V232H243ZM256 233V232H255ZM258 233V232H257ZM44 234H45V232H44ZM52 234V233H51ZM73 234V233H72ZM111 235H113V233H110ZM143 234V233H142ZM190 234V233H189ZM245 234V233H244ZM259 234V233H258ZM258 234H256L255 235V238H256V236L258 235ZM32 235H34V234H32ZM48 235V234H47ZM99 235V234H98ZM107 235H109V233L107 234ZM228 235V236H229ZM238 235V234H237ZM240 235V234H239ZM248 235H249V233H248ZM253 235V234H252ZM41 236V235H40ZM94 236V235H93ZM100 237H102L103 235H99ZM106 236V235H105ZM110 236V235H109ZM108 236V237H109ZM124 236H126V235H124ZM143 236V235H142ZM234 237H235V235H233ZM247 236V235H246ZM260 236V235H259ZM263 236H262V238H263ZM4 237V236H3ZM37 237V236H36ZM42 237V236H41ZM47 237V236H46ZM64 237V236H63ZM77 237V238H78ZM92 237V236H91ZM94 237H96V236H94ZM128 236H126V238H127ZM130 237V236H129ZM132 235H131V239H132ZM135 237V236H134ZM134 237H133V239H134ZM144 237V236H143ZM165 237V236H164ZM175 237H177V238H175ZM184 237V238H185ZM227 237V236H226ZM233 237V238H234ZM244 237V236H243ZM243 237H242V239H243ZM248 237V236H247ZM246 237V238H247ZM80 238H79V240H80ZM106 238H107V236H106ZM139 238V237H138ZM174 238L175 239H178V235H177V232H176V236H174ZM188 239L186 240L187 241V243H188V240H189V236L187 237ZM230 238H231V236H230ZM245 238V239H246ZM254 238V239H255ZM11 239V238H10ZM15 239V238H14ZM21 239V238H20ZM66 239V238H65ZM146 239V238H145ZM159 239V238H158ZM181 239V238H180ZM186 239V238H185ZM185 239H184V242H185ZM228 239H229V237H228ZM248 239H251L250 237H248ZM259 239H261V237L259 238ZM4 240H5V238H4ZM30 240V239H29ZM41 240V239H40ZM63 240V239H62ZM69 240V239H68ZM85 240V239H84ZM94 240H96V239H94ZM94 240H92V241H94ZM103 240V239H102ZM101 240V241H102ZM108 240V239H107ZM147 240V239H146ZM192 240V239H191ZM232 240V239H231ZM239 240V239H238ZM262 240V239H261ZM264 240V239H263ZM263 240H262V242H263ZM76 240L74 239V243H76L75 242ZM82 242H80L81 243V245H83L84 243V241L83 240H81ZM99 241V238L97 239V242ZM122 241V240H121ZM128 241H130V238H129V240ZM135 241V240H134ZM138 241V240H137ZM150 241V240H149ZM148 241V242H149ZM167 241V240H166ZM178 241V240H177ZM177 241H175L176 242V246H177V244H178V242ZM181 241V240H180ZM243 241H245L244 239H243ZM249 241V240H248ZM42 242H44L43 241V239H42ZM47 242H48V240H47ZM87 241H85V243H86ZM97 242H95L96 243V247H94V248H91V249H88V252H89V254L87 253V254H85L84 255V251H82V250H80L81 249V246H80V244H79V242H78V240H77V243L79 244V246H80V248L78 249V256H77V254H76V256H77V263L78 264H125V262H123V260H121L122 259V257H121V253L120 252H117L119 249H117V250H115V252H113V251H111L110 250V248L108 249V250H110V251H108L106 248H105V250L107 251L105 254H103L102 252H103V250L101 251V253L100 254H102L101 256L100 255H98L97 256V254H99V247H97ZM107 242H110V239H109V241H106V242H104V246H102L103 248L105 247V245H106V247H107ZM120 242V241H119ZM143 240H142V244H143ZM183 242V243H184ZM241 242H242V240H241ZM259 242H260V240H259ZM12 243V242H11ZM34 243V242H33ZM38 243V242H37ZM66 243V242H65ZM71 243V242H70ZM95 243L93 244V245H95ZM122 243V242H121ZM130 243V242H129ZM186 243V242H185ZM191 243V242H190ZM190 243H189V245H190ZM230 243V242H229ZM244 243V242H243ZM243 243H241V244H243ZM256 243H257V238H256ZM39 244H40V242H39ZM68 244V243H67ZM73 243H71V245H72ZM120 244V243H119ZM119 244L118 245H115V247L117 246V248L119 247ZM135 244V243H134ZM239 244V243H238ZM248 244V243H247ZM252 244H253V242H252ZM26 245V244H25ZM42 245H43V243H42ZM49 245V244H48ZM52 245V244H51ZM54 245V244H53ZM108 245H109V243H108ZM111 246H112V244H110ZM113 245H114V243H113ZM124 245H126L127 246V242H126V244H124ZM132 245V244H131ZM137 245L138 244H136V247H137ZM179 245V244H178ZM245 245H246V241H245ZM250 246H251V244H249ZM29 246V245H28ZM50 246V245H49ZM63 246V245H62ZM90 246V245H89ZM88 246V247H89ZM128 246H130V244H128ZM135 246V245H134ZM134 246H133V248H134ZM175 246V247H176ZM181 246V245H180ZM184 246V245H183ZM186 246H187V244H186ZM203 246V245H202ZM235 246V245H234ZM239 246V245H238ZM243 246H244V244H243ZM242 246V247H243ZM256 246H257V244H256ZM7 247V246H6ZM64 247H66V244L64 245ZM64 247H63V249H64ZM68 247H70V246H68ZM74 247V246H73ZM85 247V246H84ZM87 247V246H86ZM85 247V248H86ZM110 247V246H109ZM114 247V248H115ZM156 247V246H155ZM174 247V251H173V257H171V258H174L175 260H173L174 261V263H171V264H175V261H176V264H186L187 263V261H189V257L187 258V255L189 254V251L188 250H186L185 251V253H186V258L188 259L187 261H186V258H185V261H184V259L182 260L181 258H179L180 256H179V252H180V250H181V248L178 246L177 248H175ZM199 247V246H198ZM259 247V246H258ZM62 248V247H61ZM75 248V247H74ZM76 248H77V246H76ZM82 248H83V246H82ZM84 248V249H85ZM113 248V247H112ZM139 249H140V247H138ZM150 248V245H149V243H147V244H145V245H143L142 246V248H141V250H139L140 252H141V254L139 255L138 254V257H137V260H139L137 263H139V264H145V262H143V260H144V258H143V254H144V252H146L148 249ZM157 248V247H156ZM156 248H155V250H156ZM203 248V247H202ZM217 248V247H216ZM219 248V247H218ZM238 248V247H237ZM240 248H241V246H240ZM246 248H248L247 246L245 247V249L243 248V250H246ZM31 249V248H30ZM47 249V248H46ZM121 249H123V247H121ZM126 249V248H125ZM166 249V248H165ZM183 249H184V247H183ZM205 249V248H204ZM251 249L253 250V248L251 247ZM5 250V249H4ZM13 250V249H12ZM34 250H36V249H34ZM64 250H66V248L64 249ZM64 250H63V252H64ZM67 250H68V248H67ZM71 250H72V247H71ZM154 250V249H153ZM154 250V251H155ZM185 250V249H184ZM233 250V249H232ZM254 250H256L255 248H254ZM28 251V250H27ZM43 251H44V249H43ZM53 251V250H52ZM97 251H98V253H97ZM137 251V250H136ZM135 251V252H136ZM144 251V252H143ZM182 252H183V250H181ZM236 251V250H235ZM237 251H238V249H237ZM242 251V250H241ZM15 252V251H14ZM34 252V251H33ZM32 252V253H33ZM41 252V251H40ZM113 252V253H112ZM124 252H125V250H124ZM139 252V253H140ZM143 252V253H142ZM149 252V251H148ZM229 252V251H228ZM254 252L255 251H252V252H248V253H242L243 255L241 256V257H237V258H235V260L234 261H232V260H228V259H230L229 257L228 258H219L218 260H214V262L212 263V264H253V263H255L256 261H257V257H254ZM11 253V252H10ZM18 253V252H17ZM21 253V252H20ZM44 253V252H43ZM71 253V252H70ZM76 253V252H75ZM97 253V254H96ZM127 253V252H126ZM138 253V252H137ZM150 253V252H149ZM181 253V252H180ZM215 253V252H214ZM218 253V252H217ZM217 253H216V255H215V258L217 257L218 258V256H217ZM219 253H220V251H219ZM230 253H231V249H230ZM233 253V252H232ZM262 253V252H261ZM74 253H72V255H73ZM151 254H153V253H151ZM210 254V253H209ZM208 254V255H209ZM221 254H223V252H221ZM20 255V254H19ZM37 255H39V254H37ZM63 255V254H62ZM61 255V256H62ZM70 255V254H69ZM71 255V256H72ZM161 255V254H160ZM181 255V254H180ZM223 255H226V254H223ZM222 255V256H223ZM227 255H229V254H227ZM232 255V254H231ZM13 256V255H12ZM43 256V255H42ZM74 256V255H73ZM72 256V257H73ZM123 256H128V255H124L123 254ZM135 256V255H134ZM193 255L191 254V257H192ZM211 255H209L208 257H210ZM71 257V258H72ZM191 257H190V260H191ZM194 257V256H193ZM134 258H136V257H134ZM166 258V257H165ZM184 258V257H183ZM233 258V257H232ZM41 259V258H40ZM125 259V258H124ZM211 259V258H210ZM210 259H209V261H210ZM214 259V258H213ZM261 259V258H260ZM7 260V259H6ZM39 260V259H38ZM126 260H127V258H126ZM136 260V261H137ZM163 260H165V259H163ZM29 261V260H28ZM37 261V260H36ZM43 261V260H42ZM48 261H50L49 260V257H48ZM51 261H53V260H51ZM73 261V260H72ZM75 261V260H74ZM73 261V262H74ZM113 261H117V263H114ZM154 261H156V260H154ZM183 261L184 262H186V263H183ZM191 261H193V260H191ZM61 262V261H60ZM132 262H134L133 261V258H132ZM160 262V261H159ZM163 262V261H162ZM207 262V261H206ZM2 263V262H1ZM45 263V262H44ZM134 263H136V262H134ZM189 264H192L193 262H188ZM210 263V262H209ZM208 263V264H209ZM258 263V262H257ZM47 264H49L48 262H47ZM150 264V263H149ZM155 264H156V262H155ZM167 264V263H166Z\"/></svg>", "mask_w": 264, "mask_h": 264}]
</instances>
